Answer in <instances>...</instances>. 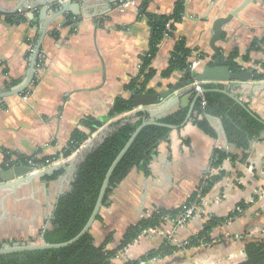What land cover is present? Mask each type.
Masks as SVG:
<instances>
[{
  "label": "crops",
  "instance_id": "0c3cea01",
  "mask_svg": "<svg viewBox=\"0 0 264 264\" xmlns=\"http://www.w3.org/2000/svg\"><path fill=\"white\" fill-rule=\"evenodd\" d=\"M33 1V0H29ZM79 2L86 13L77 18L71 12L59 14L60 2L49 4L48 25L42 48L46 51V67L35 91L28 100L22 94H13L0 102V170L9 171L26 164L16 160L18 155L40 157L64 150L76 129L88 137L107 126L108 116L118 98L135 99L136 94L150 93L161 96L165 91L185 81L182 72L170 76L167 69L176 42L184 38L193 50L190 58L192 71L200 73L204 66L216 59L211 47L214 23L229 17L245 0H183V20L176 24L172 35H167L151 63L155 74L143 92L128 89L140 74L141 57L150 46L151 29L147 19L139 16L143 0H67ZM179 0H151L149 10L170 14ZM23 0H0V91L9 83H20L28 74L32 58L28 57L27 36L36 34L34 23L41 20V8L30 9ZM24 13L28 20L14 23L8 15ZM34 13V19L28 15ZM36 19V20H35ZM223 39L217 42L223 60L238 52L236 62L253 71L264 61V42L256 47L255 41L264 39V0L249 3L224 26ZM58 31L56 37L53 31ZM38 45L40 41L38 40ZM204 55V59L199 56ZM145 77L139 78V83ZM251 81V83H261ZM239 81H230V92L264 120V90L256 94L241 93ZM15 84V85H16ZM188 84L166 97L180 101L172 105L167 114L190 107L192 100ZM14 86V85H13ZM12 87V86H11ZM135 105V104H134ZM144 107V106H143ZM153 104L148 108H158ZM147 108V107H145ZM93 119L90 125L83 124ZM102 120L104 126L93 130V123ZM216 127V122L214 123ZM95 133V134H94ZM222 139V140H221ZM221 140V141H220ZM220 139L206 133L193 121L185 127L173 129L167 140L162 141L150 163V171L134 168L114 189L111 204L101 210L102 218L96 220L91 231L96 243L101 245L110 234L108 249L118 247L130 225L137 224L141 215L152 207L173 209L188 200L204 181L211 158ZM236 158H228L220 167L222 176L208 196L220 202L211 203L214 216L227 217L242 207V211L224 226L212 230L214 244L200 246L197 254H174L161 259H174L182 263L191 256L189 264H238L247 259L246 245L264 240V199L259 195L264 186V134L251 143L248 156L243 161L242 149L229 147ZM8 156V157H7ZM12 164L7 165L10 160ZM65 171L56 178L47 175L35 179L5 200L6 217L0 221V241L27 242L37 240L50 226L51 217L59 195L70 190L74 168L65 164ZM206 172V174H205ZM33 173V172H31ZM0 193V214L2 196ZM214 197V198H213ZM243 205V206H242ZM204 220L195 216L177 229L180 241L195 236ZM161 245L160 239L142 237L135 239L121 250L114 261L120 264L136 260ZM183 264V263H182Z\"/></svg>",
  "mask_w": 264,
  "mask_h": 264
},
{
  "label": "trees",
  "instance_id": "16d2710c",
  "mask_svg": "<svg viewBox=\"0 0 264 264\" xmlns=\"http://www.w3.org/2000/svg\"><path fill=\"white\" fill-rule=\"evenodd\" d=\"M151 0H143L139 16H144L151 29L150 46L148 51L141 57V70L139 76L128 85V89L133 92H143L146 89V84L151 80L155 71L151 67L152 60L157 55L159 46L167 35H172L176 29V24L181 22L184 17L185 5L183 0L176 3V7L172 13H160L149 10ZM9 20L14 23H19L28 20L24 13H14L8 15ZM33 25H37L34 23ZM53 34L58 37V31L54 30ZM39 37V36H38ZM38 39L35 40V43ZM264 39L255 41L253 46L260 45ZM193 50L187 47L184 38L176 42L172 51L171 59L166 70L163 71L164 76H170L174 72H182L185 80L192 84L196 79V74L191 71V61ZM31 52L28 51V57ZM238 52L232 53L227 63L231 70L236 73H242L249 70L239 65L235 57ZM204 59V55L199 56ZM214 64V59L209 61ZM262 70L253 69L255 75L259 79H264V61L260 63ZM144 76V82L139 83V78ZM17 82L9 83L6 88H10ZM207 89L205 93L197 96L192 85L187 89L191 94V100H195L194 110L190 121H193L206 133L212 135L216 139H220V132L217 131L213 122L208 118L212 115L222 120L225 136L227 139V147H236L243 151V161L248 156L251 143L262 137L264 134V120L259 116H255L249 109L241 105L231 96L217 91L216 88H227L232 90L234 87H226L220 83H207L203 85ZM27 90L24 91V93ZM159 108V107H158ZM158 108H150L146 110H138L134 105L133 99L118 98L111 110L108 121L115 118L107 126L97 131L95 136L88 137L80 129H76L67 144L65 149L66 157H73L68 162L75 168V176L71 183L70 190L61 194L57 200L53 211V218L50 226L46 228L44 239L50 243H61L74 238L80 233L88 222L97 203L100 190L106 174L112 163L119 155L121 150L127 144L136 129L145 121L155 119L152 111ZM189 107L180 108L176 112L158 115L157 120L180 125L186 119ZM93 119H86L83 124L90 125ZM173 129L162 125H147L137 136L125 156L122 158L118 166L113 172L110 185L104 198V206L111 204V195L114 189L128 176L134 169L149 173L150 163L153 156L157 152V148L162 141L169 138ZM95 134V133H94ZM93 139V140H92ZM228 148H219L216 146L211 158V168L219 169L226 159L236 158ZM18 155V161L26 164L28 159L34 157ZM8 157V156H7ZM38 162L45 159L35 158ZM65 171L63 167L55 172L50 178H56ZM220 169L219 173L208 172L204 181L198 188L194 190L188 201H196L200 194L208 195L212 187L222 176ZM243 206V205H242ZM161 215H176L179 208L164 209L160 208ZM238 211L233 212L227 217L213 216L195 236L189 238V247H198L202 243H211L212 230L216 226H221L235 217ZM161 215H155L152 218L140 219L137 224L130 225L122 241L118 247L108 249L107 244L111 241L113 234H110L101 245L96 243L92 231L86 233L77 242L59 249H47L28 251L24 253H14L0 255V264H118L114 258L118 251L124 250L131 244L144 229L155 226L159 223ZM102 218L101 212L97 220ZM42 233V234H43ZM5 243H15L14 241H0V247ZM179 249L178 246H172L166 242H161V245L142 255L136 260H130L123 264H139L142 259H150L153 257L165 258L173 255ZM247 259L238 264H264V240L250 242L246 245Z\"/></svg>",
  "mask_w": 264,
  "mask_h": 264
},
{
  "label": "water",
  "instance_id": "95a60500",
  "mask_svg": "<svg viewBox=\"0 0 264 264\" xmlns=\"http://www.w3.org/2000/svg\"><path fill=\"white\" fill-rule=\"evenodd\" d=\"M28 2V6L30 9H36L38 7L41 8V20L45 21V25L42 27L41 30V41L39 43V46H41L42 41L45 37L46 31H47V25H48V12L50 11L49 7L47 8L49 4L53 5L58 2H60V5L58 7V13L62 14L64 12H71L74 16L77 18H82L83 15L87 16L86 13L81 11V4L79 2H72L67 0H23L22 5L25 2ZM256 0H245L240 7L235 9L229 17L225 18H219L214 23V33L211 39V47L214 50L216 54V59L214 60V64H210L209 62L204 66L203 70L200 73L196 74L195 81H214V82H220V84L228 87V84L230 81H239L238 88L240 89L241 93H245L246 91H251V93L256 94L258 91L264 90V82L253 84L251 81H259V77L254 74L253 71H243L242 73H236L233 72L228 65V63L223 60L222 52L220 48L217 45V42L221 41L223 39L224 35V29L223 26L229 22L234 16L238 14L242 9H244L249 3L254 2ZM0 10L4 13H9L7 11H4L1 7ZM17 10L10 12L15 13ZM31 19H34V13H29L28 15ZM36 20V19H35ZM35 64V59L32 60L31 63V69L27 76L18 84L12 86L9 89H6L5 91H0V98L6 97L8 95L18 94L21 93L25 88L28 86L29 82L31 81L33 77V66ZM188 81L185 80L180 85H177L170 89L169 91H165L161 96L150 94V93H144V94H136L134 99V104L138 108V110H148V106L153 104H160V107L156 109L155 111H152V114L155 115V119L145 120L134 132V134L131 136L127 144L124 146V148L121 150L119 155L116 157L114 162L112 163L111 167L109 168L106 177L103 181L100 194L97 200V203L95 205V208L92 212V215L90 216L88 222L84 226V228L80 231L78 235H76L74 238L61 242V243H50L44 239V233L41 236V241H35V242H15V243H5L3 246L0 247V255H7V254H14V253H24L28 251H37V250H47V249H59L63 247H67L75 242H77L79 239H81L86 233L91 231L92 227L94 226V223L97 220V217L99 213L101 212L102 208L104 207V198L106 196L107 190L110 185L111 177L113 175L114 170L122 160V158L125 156L137 136L140 134V132L143 130V128L147 125L155 124V125H162L165 127H169L171 129H180L182 127H185L191 120L195 100L192 101L188 114L186 116V119L184 122L180 125H173L161 122L156 119L158 115H165L168 110L172 107L173 104L176 102L178 103L180 101V97H174L168 102H164L166 97L172 94L173 92L179 90L180 88H183L185 86H188ZM217 91L223 92L229 96H231L233 99H235L237 102H239L241 105L245 106L247 109L251 111L255 116H257L236 94L230 92L227 88H216ZM207 91L206 88H203L202 92H198L197 96L202 95ZM144 106V107H143ZM147 107V108H145ZM209 120L213 123L216 122V129L222 137L224 138L225 142H227L226 136H225V129L222 123V120L219 118H216L212 115L208 116ZM95 126H93V130L97 131L98 128H102L104 126V122L102 120H96L93 123ZM93 140V139H92ZM222 140V139H221ZM220 140V141H221ZM65 167V164H60L57 166L50 167L44 171L31 173V169L28 166H19L16 168H13L9 171H1L0 170V193H3L2 196V213L0 214V221L3 220L6 217V208H5V200L7 197L11 195H15L17 191L30 184L35 179H43L47 175H50L52 173H55ZM210 167V165H209ZM74 167L72 166V169ZM206 174V172H205ZM74 175H75V168H74ZM64 193V192H63ZM61 193V194H63ZM60 194V195H61ZM59 195V196H60ZM53 218V215L50 219Z\"/></svg>",
  "mask_w": 264,
  "mask_h": 264
},
{
  "label": "built area",
  "instance_id": "2783aa9c",
  "mask_svg": "<svg viewBox=\"0 0 264 264\" xmlns=\"http://www.w3.org/2000/svg\"><path fill=\"white\" fill-rule=\"evenodd\" d=\"M131 3L132 1L128 0L122 5V7H125ZM34 29L36 32L35 36L32 34L27 36L28 51L31 52L30 56L35 59V64L33 66V77L31 81L29 82L28 86L25 88V90L27 91L24 93L25 90H23L21 93H18V94H22V97L25 100H28L30 94H32L37 88L38 83L41 78V74L46 67V51L42 48V46H39L37 43L38 40L41 41L42 25H34ZM36 39L38 40L35 43ZM256 68H258L260 71L262 70L261 66H257ZM30 69H31V66L29 67L28 73ZM191 71H192V66H191ZM207 83L217 84L220 82H214V81L201 82V81L194 80V82L192 83V86L194 87L195 91L202 92L204 88L203 85ZM1 100L2 99H0V102ZM216 146L219 148H228L226 145L223 144V142H218ZM66 148H68V146H66L65 149ZM65 149L62 151L61 150L56 151L49 156L40 157V155H35L34 157H31L30 159H28L26 166H28L31 169V172L36 173V172L44 171L53 166H57L60 164H66L67 162L71 160V157L65 156L64 154ZM35 158L37 159L44 158L45 160L42 162H38ZM17 159L18 157L16 158V160ZM11 162H13L12 159L7 163V165L10 166V164H12ZM219 171H220V168L213 169L211 168V164H210V167L208 168L207 173L208 172L219 173ZM0 183H1V178H0ZM259 195L261 196L262 199H264V186L260 190ZM218 202H220L219 197H216L213 200H211L209 199L208 195L203 196L202 194H200L198 200L196 201L187 200L182 205H180L178 207L179 212L173 216L172 215H161L160 208L158 207H152L150 209H147L146 211L142 213L141 219L152 218L155 215H161L162 217L160 218L159 223L157 225L150 226L144 229L143 232L138 236V238L149 237L150 239H160L162 243L166 242L168 244H171L172 246H178L179 249L174 254H188L190 251L192 254H197V248H199L200 246H204V247L207 246L206 248H209L210 245L214 244V239L212 240L211 243H202L198 247L190 248L189 239H186L183 241H180L178 239L177 229L185 225L189 220L193 219L195 216H200L204 220V223L201 226V230H202L204 228V225L214 216L213 212L210 210V204L218 203ZM242 209H243L242 207H238L237 211L241 212ZM222 226H224V224L221 225V227ZM159 259L161 258L153 257L150 259H142L139 264H151Z\"/></svg>",
  "mask_w": 264,
  "mask_h": 264
},
{
  "label": "rangeland",
  "instance_id": "374dc122",
  "mask_svg": "<svg viewBox=\"0 0 264 264\" xmlns=\"http://www.w3.org/2000/svg\"><path fill=\"white\" fill-rule=\"evenodd\" d=\"M73 159V157L71 158V160ZM47 228V227H46ZM3 241H5V240H3ZM11 241H14V242H18V241H15V240H11ZM35 241H41V237L40 238H38L37 240H35ZM34 240H29V241H27V242H35ZM21 242H23V241H21ZM20 243V242H19ZM118 253H119V251H118ZM191 256H189V257H187V259H185V260H183V259H181L182 261V263L183 264H189V262L191 261ZM124 260L125 259H122L121 261H120V264H123L124 263ZM182 263H180L179 261H177V259L176 260H174V259H159V260H156L155 262H153V263H151V264H182ZM191 264V263H190Z\"/></svg>",
  "mask_w": 264,
  "mask_h": 264
}]
</instances>
